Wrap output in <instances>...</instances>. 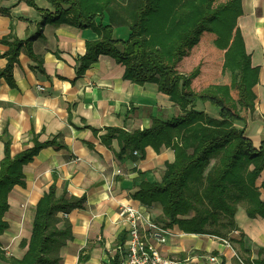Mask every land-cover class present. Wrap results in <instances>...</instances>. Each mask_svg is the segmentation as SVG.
<instances>
[{"label": "crops", "instance_id": "crops-1", "mask_svg": "<svg viewBox=\"0 0 264 264\" xmlns=\"http://www.w3.org/2000/svg\"><path fill=\"white\" fill-rule=\"evenodd\" d=\"M231 1L233 7L224 9L217 20L223 21L218 32L213 25L214 31H204L198 43L210 33L219 37L226 27L233 25L227 48L236 45L241 53L245 49L252 66L260 67L259 82L254 87L255 109L236 125L244 128L253 140L261 141L264 138V0ZM35 2L37 7L25 0H0V72L8 64L6 52L11 48L10 43L17 38L22 44L12 67L11 81L0 75V135L4 129L8 130L12 155L30 147L35 135L40 141L56 136V143L42 148L24 165V184H16L10 192V207L4 216L9 227L0 235L1 250L11 256L8 248L17 245L20 254L13 256L24 255L26 247L20 242L31 236L35 205L55 182L58 195L67 191L71 196L86 197L83 207L66 215L72 225V236L61 248L59 264H107L110 255L121 246L119 236L126 232L127 238L128 234L127 222L119 213L121 204L133 205L156 221L158 216H163L160 204L146 206L132 196L133 180L139 172L147 180H160L167 163L174 161L175 152L171 146L162 145L156 150L149 145L144 156L139 150L135 154L134 150L120 159L118 139L114 137L108 146L100 135L106 132V127L128 131L148 128L154 117L168 119L182 111L168 94L159 90L157 83L138 84L125 79L124 63L111 55L101 54L78 74L87 41L101 35L93 27L57 22L55 7L49 0ZM108 20L105 12L96 22ZM129 33L128 26H115L113 38L125 40ZM5 37L10 43L2 41ZM198 43L188 51L190 54ZM29 46L37 59L28 53ZM196 80L194 77L192 86ZM196 107L210 111L207 102L198 101ZM94 129L100 130L99 133L95 134ZM3 156L4 141L0 137V159ZM262 181L264 170L257 182L260 185ZM261 191L264 199V189ZM245 208L239 205L235 214L238 232L232 241L246 254L256 255L264 247V216L250 217ZM172 228L175 234L165 243L150 240L165 255L186 264H201L198 256L216 254L224 264H242L236 248L226 247L210 234L186 233L177 225Z\"/></svg>", "mask_w": 264, "mask_h": 264}, {"label": "trees", "instance_id": "trees-1", "mask_svg": "<svg viewBox=\"0 0 264 264\" xmlns=\"http://www.w3.org/2000/svg\"><path fill=\"white\" fill-rule=\"evenodd\" d=\"M37 7L35 0H25ZM55 7V21H66L81 27H93L101 37L86 43L80 57L81 74L101 54H108L125 65L124 78L138 84L155 82L160 91L179 105L182 114L168 119L154 117L148 128L128 131L120 127H106L101 140L110 146L114 137L119 141L118 157L124 158L134 150L144 156L149 145L159 150L171 146L173 162L167 163L160 180L150 181L144 173L133 180L132 196L146 206L160 204L167 226L177 225L186 233L227 237L226 232L238 228L235 214L240 203L250 217L264 216V199L258 178L264 170V138L259 144L248 136L236 122L245 120L242 110L255 109V85L259 82V66H252L242 49L239 73L230 83L210 84L196 91L192 82L198 69L186 74L178 69V62L196 45L204 31H214L213 22L220 13L233 7V2L219 0H49ZM66 5V7H63ZM107 12V23L96 22ZM72 13V17L68 15ZM50 14V13H49ZM130 29L127 39L113 38L115 26ZM233 25L226 27L215 39L225 49L230 44ZM9 42L8 37L2 39ZM6 52L8 64L0 72L11 81L12 67L21 49L17 38ZM28 53L38 57L29 46ZM238 90V99L232 89ZM209 102L210 111L196 107L198 101ZM215 112V113H214ZM217 112V114H216ZM100 130L94 129L95 134ZM0 137L4 141V156L0 159V235L9 227L4 218L10 207L9 194L16 184H24V165L31 162L44 147L56 143V136L40 141L11 154L12 138L7 129ZM86 197L56 193V183L49 186L34 208L31 236L22 239L26 247L22 257L8 256L0 241V264H59L61 248L72 236V225L66 217L81 208ZM233 240V238H230ZM126 241V232L118 244ZM241 246L244 245L241 239ZM243 244V245H242ZM118 248V247H117ZM241 257V256H240ZM243 259V258H242ZM244 260V259H243ZM251 264H264V247ZM107 264H121L117 250Z\"/></svg>", "mask_w": 264, "mask_h": 264}, {"label": "built area", "instance_id": "built-area-1", "mask_svg": "<svg viewBox=\"0 0 264 264\" xmlns=\"http://www.w3.org/2000/svg\"><path fill=\"white\" fill-rule=\"evenodd\" d=\"M134 153L139 154V151L135 150ZM119 213L128 225L126 241L124 245L117 248L120 252L121 264H186L181 259L165 255L151 244V239L165 243L171 236H174L172 227L154 220L150 215L130 204H121ZM237 232L238 230H233L234 234ZM211 236L220 240L226 247L233 248L231 237ZM234 255L236 256L237 253ZM198 257L201 264H224L220 255L204 254ZM240 261L246 264L243 260Z\"/></svg>", "mask_w": 264, "mask_h": 264}, {"label": "rangeland", "instance_id": "rangeland-1", "mask_svg": "<svg viewBox=\"0 0 264 264\" xmlns=\"http://www.w3.org/2000/svg\"><path fill=\"white\" fill-rule=\"evenodd\" d=\"M63 7H66V5H63ZM70 14L68 15V18L73 16L72 13ZM224 20L226 21V19ZM222 22L223 21H214L213 25H215L217 32ZM217 37L218 35L216 34H208L200 43H198L195 48H193L191 54L189 52L192 48L188 50L189 55L186 54V57L184 56L178 62V69L186 74H190L193 70L198 69V74L196 76L197 80L193 85V88L196 91H202L204 88L214 83H230L232 79L239 73V64L242 56L240 48L236 47V45H233L230 48L223 50L215 43V38ZM232 95L234 96L235 100L238 99V90L236 88L232 89ZM201 103L205 102L201 101ZM242 114L248 117L249 111L242 110ZM254 141L256 144L260 143V140L258 139H255ZM239 205L244 204L240 203ZM157 218L158 222H162L163 224L166 222V220H164V216H160V218L158 216ZM230 233L231 231L226 232L225 235L228 234L227 237L233 238L235 234L233 231L231 234ZM231 242L233 248H236L235 251L244 259V261L251 262L249 260L257 256V254L255 255L253 253L246 254L241 248H239V246L233 243L234 241L231 240ZM8 253L9 255H18L20 254V251L18 252L17 245H11L8 248ZM251 264L255 263L252 262Z\"/></svg>", "mask_w": 264, "mask_h": 264}]
</instances>
